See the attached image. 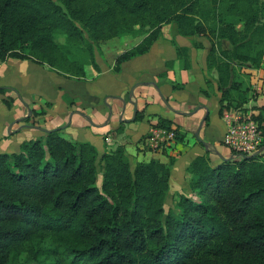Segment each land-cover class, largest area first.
<instances>
[{"label":"trees","instance_id":"1","mask_svg":"<svg viewBox=\"0 0 264 264\" xmlns=\"http://www.w3.org/2000/svg\"><path fill=\"white\" fill-rule=\"evenodd\" d=\"M171 24L180 36L210 40L207 67L217 73L220 116L246 108L251 86L235 68H262L264 0H0V63L34 61L83 80L86 66L100 71L101 45L144 36L117 57L118 73ZM176 50L189 70L190 50ZM255 109L264 136V107ZM45 115L32 109L20 123L40 127ZM143 117L138 112L136 120ZM157 118V127L185 141L171 120ZM174 161H143L132 170L124 145L100 156L62 129L0 154V264H264V156L218 166L198 156L187 168L195 198L181 195L178 212L165 208Z\"/></svg>","mask_w":264,"mask_h":264},{"label":"crops","instance_id":"2","mask_svg":"<svg viewBox=\"0 0 264 264\" xmlns=\"http://www.w3.org/2000/svg\"><path fill=\"white\" fill-rule=\"evenodd\" d=\"M173 31L168 36L163 27L151 50L123 63L118 73L114 71L117 57L140 44L144 36L133 37L132 45L111 55L110 61L103 56L108 53L102 45L96 51L100 71L86 66L83 80L66 78L34 61L8 59L0 63V88L11 90L0 92V154L18 153L24 142L62 129L69 140L93 144L100 156L124 145L132 170L139 162L168 164L173 157L167 201L172 198L176 204L181 195L192 196L187 173L192 161L207 154L211 165L218 166L232 159V152L223 144L227 124L219 114L222 93L217 73L207 67L211 42L206 37L180 36L177 28ZM177 46L190 50L189 70L183 69ZM239 77L251 86L247 107L259 113L255 108L264 107V57L261 69L243 67ZM9 97L14 98L11 107L5 103ZM32 109L46 112L40 127L20 123ZM138 112L144 117L137 121ZM158 116L171 120L173 129L180 128L185 141L153 150L148 134L157 125ZM261 150L264 156V144Z\"/></svg>","mask_w":264,"mask_h":264},{"label":"built area","instance_id":"3","mask_svg":"<svg viewBox=\"0 0 264 264\" xmlns=\"http://www.w3.org/2000/svg\"><path fill=\"white\" fill-rule=\"evenodd\" d=\"M223 119L227 130L223 144L232 152V159L243 158L257 153L264 144V136L251 108L225 111ZM176 139L174 130L154 126L148 134L149 146L153 150H162ZM110 141V138H106Z\"/></svg>","mask_w":264,"mask_h":264},{"label":"rangeland","instance_id":"4","mask_svg":"<svg viewBox=\"0 0 264 264\" xmlns=\"http://www.w3.org/2000/svg\"><path fill=\"white\" fill-rule=\"evenodd\" d=\"M204 1H206V0H204ZM165 27V33H166V35H168V36H171L172 34H173V30H176V25L175 24H171V25H166V26H164ZM135 39L133 38V37H129V36H123V37H120V38H117V39H113V40H111V41H109V42H107L106 44H103V46L105 47V49L107 48V53H108V55L106 54V53H104V57L107 59V60H109V58H110V56L111 55H114V54H116V53H120L122 50H124V49H126L125 47H126V45H132V42L134 41ZM63 38L61 37V38H59V42L60 43H63ZM131 42V43H130ZM126 43H129V44H126ZM102 46V45H101ZM100 46V47H101ZM130 47V46H129ZM128 47V48H129ZM127 48V49H128ZM98 49H100V48H98ZM110 61V60H109ZM242 68L241 67H236L235 68V72H236V75L237 76H239V71L241 70ZM216 105V104H215ZM216 109H217V107L216 106H214L213 108H212V112L213 113H215V111H216ZM176 140V139H175ZM167 148V147H166ZM188 195V194H187ZM192 198H195V196L194 195H192ZM177 204V203H176ZM176 204H175V202L173 203V201H172V198H170L168 201H167V203H166V211H168L169 209H174L176 212H178L177 211V209H176Z\"/></svg>","mask_w":264,"mask_h":264},{"label":"water","instance_id":"5","mask_svg":"<svg viewBox=\"0 0 264 264\" xmlns=\"http://www.w3.org/2000/svg\"><path fill=\"white\" fill-rule=\"evenodd\" d=\"M137 87V86H136ZM135 87V88H136ZM133 93V92H132ZM202 125H203V123L201 124V126H200V128H199V131L197 132V133H199L200 132V130H201V128H202ZM197 136H198V134H197ZM262 153V150H260V151H258L257 153H255V154H253V155H249V156H244L245 158H252V157H256V156H258V155H260Z\"/></svg>","mask_w":264,"mask_h":264}]
</instances>
